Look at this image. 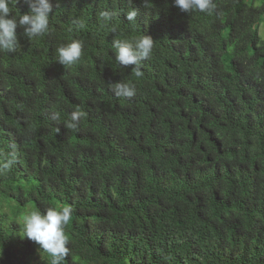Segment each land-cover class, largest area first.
Segmentation results:
<instances>
[{"label": "trees", "instance_id": "trees-1", "mask_svg": "<svg viewBox=\"0 0 264 264\" xmlns=\"http://www.w3.org/2000/svg\"><path fill=\"white\" fill-rule=\"evenodd\" d=\"M213 2L52 0L47 33L18 26L0 52V264H50L20 233L55 205L73 210L61 264H264V0ZM144 34L137 77L113 43ZM74 39L82 56L63 66Z\"/></svg>", "mask_w": 264, "mask_h": 264}, {"label": "clouds", "instance_id": "clouds-1", "mask_svg": "<svg viewBox=\"0 0 264 264\" xmlns=\"http://www.w3.org/2000/svg\"><path fill=\"white\" fill-rule=\"evenodd\" d=\"M181 12L190 13L193 11L211 13L215 8L213 0H173ZM53 13L52 0H31L30 9L27 12H20L19 15L13 14L10 7V0H0V52H14L20 47L17 36V28H23V35L29 40L43 36L49 31V18ZM108 17V13L104 14ZM136 16L135 11L127 14L128 20H133ZM115 31V29H113ZM154 40L149 35L116 40L113 43L115 48V59L119 64L137 66L135 75H142L139 64L147 59L153 49ZM84 45L80 40H72L58 49L56 61L63 66L74 65L82 56ZM113 91L116 96L133 97L136 94L135 85L128 82L116 83ZM85 116V113L77 109L71 114V121L66 127L76 129L78 121ZM53 119H58L56 114ZM12 161L3 164V168H9ZM71 206L55 205L47 208L43 212L32 210L30 214L22 219L21 238H27L39 246V251L47 253L51 259L50 264H61L69 255L70 238L66 233V226L72 218ZM2 256V249H0Z\"/></svg>", "mask_w": 264, "mask_h": 264}, {"label": "rangeland", "instance_id": "rangeland-1", "mask_svg": "<svg viewBox=\"0 0 264 264\" xmlns=\"http://www.w3.org/2000/svg\"><path fill=\"white\" fill-rule=\"evenodd\" d=\"M259 34H260L261 37L264 38V22H262V23L260 24V27H259Z\"/></svg>", "mask_w": 264, "mask_h": 264}]
</instances>
